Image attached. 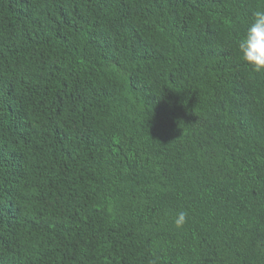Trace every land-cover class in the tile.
<instances>
[{"label":"trees","instance_id":"1","mask_svg":"<svg viewBox=\"0 0 264 264\" xmlns=\"http://www.w3.org/2000/svg\"><path fill=\"white\" fill-rule=\"evenodd\" d=\"M260 8L0 0V264H264Z\"/></svg>","mask_w":264,"mask_h":264},{"label":"clouds","instance_id":"2","mask_svg":"<svg viewBox=\"0 0 264 264\" xmlns=\"http://www.w3.org/2000/svg\"><path fill=\"white\" fill-rule=\"evenodd\" d=\"M235 53L238 58L254 73L264 72V8L255 10L251 19L246 21L234 41ZM128 102L135 103L130 95ZM188 219L186 210L176 212L172 224L182 229Z\"/></svg>","mask_w":264,"mask_h":264}]
</instances>
